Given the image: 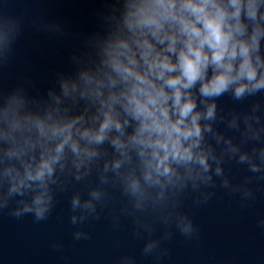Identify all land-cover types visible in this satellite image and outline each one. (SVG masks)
<instances>
[{
    "label": "clouds",
    "instance_id": "9594fccd",
    "mask_svg": "<svg viewBox=\"0 0 264 264\" xmlns=\"http://www.w3.org/2000/svg\"><path fill=\"white\" fill-rule=\"evenodd\" d=\"M9 2L0 0V66L23 30ZM94 17L46 88H0V211L46 220L70 191L74 240L107 218L160 260L177 232L199 234L186 197L200 205L222 189L242 206L257 198L264 0H96ZM39 26L66 33L60 20Z\"/></svg>",
    "mask_w": 264,
    "mask_h": 264
},
{
    "label": "water",
    "instance_id": "95a60500",
    "mask_svg": "<svg viewBox=\"0 0 264 264\" xmlns=\"http://www.w3.org/2000/svg\"><path fill=\"white\" fill-rule=\"evenodd\" d=\"M95 7L96 0H10L8 11L21 17L23 30L9 62L0 66V88L19 81L29 82L33 90L46 88L55 72L67 67L78 43L76 33L95 23ZM42 19L60 20L66 33L39 26ZM221 102L230 103L227 98ZM258 183L257 198L248 206L222 189L200 205L186 197L184 207L199 234L187 239L177 232L160 260L144 255L142 240L127 227L113 230L107 218L85 225L90 238L74 240L68 217L70 191L61 194L46 220L37 221L30 214L18 218L5 209L0 211V264H113L125 251L136 256V264H264V227L257 224V216L264 214V179ZM53 241L62 242V247L53 248Z\"/></svg>",
    "mask_w": 264,
    "mask_h": 264
}]
</instances>
